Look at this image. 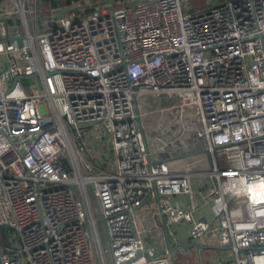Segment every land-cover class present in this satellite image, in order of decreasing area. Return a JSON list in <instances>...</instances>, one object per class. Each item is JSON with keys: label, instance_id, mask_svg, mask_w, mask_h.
Here are the masks:
<instances>
[{"label": "built area", "instance_id": "obj_1", "mask_svg": "<svg viewBox=\"0 0 264 264\" xmlns=\"http://www.w3.org/2000/svg\"><path fill=\"white\" fill-rule=\"evenodd\" d=\"M56 1L0 0V264H170L163 219L264 264V0ZM186 93L204 148L154 158Z\"/></svg>", "mask_w": 264, "mask_h": 264}, {"label": "rangeland", "instance_id": "obj_2", "mask_svg": "<svg viewBox=\"0 0 264 264\" xmlns=\"http://www.w3.org/2000/svg\"><path fill=\"white\" fill-rule=\"evenodd\" d=\"M214 1H221V0H214ZM206 4H211L212 0H204L203 1ZM185 10L187 11L188 5L184 4ZM184 94H176V95H164V103L166 105H172L174 103H177L178 100H182L186 98L183 97ZM197 104V103H196ZM195 103H189L185 102L183 106H175V107H168V111L164 116L166 117L167 114L170 116L169 120L168 118L167 121L169 123L171 122V125L168 123V129L164 127V131L167 134L166 136H162L161 140L158 141L160 145L166 144L167 147L170 149H173L174 152H169L168 150H161L158 152V155L162 158L171 156V154L174 155H180L182 153H188L191 150L192 151H197L201 150L204 148V141L198 140L194 137L196 130L198 127L201 126V120H200V115H199V107L198 104L196 105ZM161 115H154L151 119L153 120L150 122V127H156L159 128L161 127L160 124V117ZM164 120V119H163ZM162 120V122H163ZM143 123H147L145 121V118H143ZM176 133L174 132V129ZM146 129V128H145ZM178 131V132H177ZM155 132V129H146V135H150ZM155 134V133H154ZM157 134V133H156ZM157 136L155 137V139ZM161 147V146H160ZM220 153H223L222 150H217L216 154L219 155ZM220 164L222 163V160L219 161ZM195 178L202 179L201 175H196L194 176ZM91 196H92V202L94 204L95 212L96 215H98V210L96 206V201L94 198V195L92 194L91 191ZM141 223V220H140ZM100 232L102 236V241L104 246L109 247V239L107 236V233L105 231V228L103 224L100 222ZM201 243L205 246L200 250V255H198L197 251L195 249H191L189 253H185L184 251H180L177 249L175 251V256H170V264H200L199 261V256L201 259V264H208L207 260H211L212 262L215 261H221L220 258V253H223V257L226 258L227 253L225 249H219L218 246L220 245V241L216 235H213L211 231L206 233L203 238ZM108 258V263L113 264L112 262V257L110 252L107 254ZM232 264V262L228 263Z\"/></svg>", "mask_w": 264, "mask_h": 264}, {"label": "crops", "instance_id": "obj_3", "mask_svg": "<svg viewBox=\"0 0 264 264\" xmlns=\"http://www.w3.org/2000/svg\"><path fill=\"white\" fill-rule=\"evenodd\" d=\"M204 0H202V1H200V0H190L189 2H190V5H189V7H190V9H193V8H196V7H199V6H201V5H205L206 3H204L203 2ZM173 95H176V94H173ZM184 98H186L187 100H185V99H180V100H178V102L177 103H174V104H170V105H166L165 103V106H167V107H175V106H183L184 104H185V102H191V103H195L196 104V102L194 101V95L192 94V93H186V94H184V96H183ZM163 101H164V97H163ZM165 102V101H164ZM197 105V104H196ZM199 107V106H198ZM169 109V108H168ZM168 109H167V111H168ZM167 111L166 112H164V114H166L167 113ZM164 114H162L159 118H160V124H161V127H159V128H156V127H150V122H152L153 120L151 119L152 117H154V115H151V116H149V115H146V116H144L143 118H145V121H147V123H143L144 125H145V128L147 129V130H149V132H150V129H155V134L154 133H152V134H148V135H146V137H147V142H148V144L150 145V149H151V153H152V156L154 157V158H162V157H160L159 155H158V152H160L161 150H170L169 152H171L173 149H170L169 147H167V145L166 144H163V145H160L159 143H158V141L159 140H161V138H162V136H166L167 134L165 133V131H164V127L166 128V129H168V123H169V121H167V119H165V118H168V120H169V118H170V116L167 114V116L165 117L164 116ZM157 115V114H156ZM159 115V114H158ZM199 115H200V107H199ZM143 118H142V121H143ZM164 119V120H163ZM162 120H163V122H162ZM170 125H171V122L169 123ZM174 129V128H173ZM174 132L176 133V131H175V129H174ZM178 132V131H177ZM157 133V134H156ZM157 136V138L155 139V137ZM161 146V147H160ZM172 152H174V150L172 151ZM192 182H193V185H194V187L196 188V189H199L200 187H202V179H199L198 180V178H195V177H193L192 178ZM208 212L210 213V209H209V207H208ZM159 218L161 219V215H159ZM162 220V219H161ZM168 228L171 230V229H174L175 230V241H188V240H190V237H189V232H188V226L187 225H185V224H174V225H172V226H168ZM174 237V236H173ZM172 237V238H173ZM173 240H174V238H173Z\"/></svg>", "mask_w": 264, "mask_h": 264}, {"label": "water", "instance_id": "obj_4", "mask_svg": "<svg viewBox=\"0 0 264 264\" xmlns=\"http://www.w3.org/2000/svg\"><path fill=\"white\" fill-rule=\"evenodd\" d=\"M111 1H113V0H111ZM215 2L216 1L212 0L213 4ZM71 9L72 8L61 10L59 13L56 14V16L59 17V16L63 15L64 13L70 11ZM31 76H34V74H26V75H22L21 77L27 78V77H31ZM95 201H96V204H97V206L99 208V204H98V201H97L96 198H95ZM99 210H100V208H99ZM99 220L103 224L105 230L107 231L105 217L101 214V211H100ZM163 221H164V227H165L166 241H167V245H168V248H169L170 251H174L176 249H182L185 252H187L190 249H195L197 251L198 255H200V250L205 247L202 243L198 242L197 240L178 241L176 243H173L172 240H171V237H170V235L168 233V227L165 224V220L163 219ZM209 261L210 260H207L208 263H209Z\"/></svg>", "mask_w": 264, "mask_h": 264}, {"label": "trees", "instance_id": "obj_5", "mask_svg": "<svg viewBox=\"0 0 264 264\" xmlns=\"http://www.w3.org/2000/svg\"><path fill=\"white\" fill-rule=\"evenodd\" d=\"M46 2H49V0H45ZM53 1V4H56L57 3V1L55 0H52ZM69 2L70 0H60V1H58V2H60V5H64L66 2ZM200 1H202V0H200Z\"/></svg>", "mask_w": 264, "mask_h": 264}]
</instances>
